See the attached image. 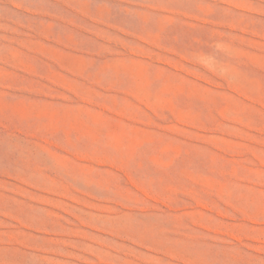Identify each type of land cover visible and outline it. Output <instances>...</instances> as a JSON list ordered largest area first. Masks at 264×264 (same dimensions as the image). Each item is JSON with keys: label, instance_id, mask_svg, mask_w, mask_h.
Segmentation results:
<instances>
[{"label": "rangeland", "instance_id": "rangeland-1", "mask_svg": "<svg viewBox=\"0 0 264 264\" xmlns=\"http://www.w3.org/2000/svg\"><path fill=\"white\" fill-rule=\"evenodd\" d=\"M0 264H264V0H0Z\"/></svg>", "mask_w": 264, "mask_h": 264}]
</instances>
